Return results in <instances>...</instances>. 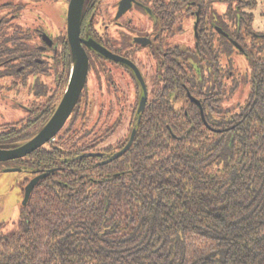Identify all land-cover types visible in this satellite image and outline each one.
<instances>
[{"label":"trees","instance_id":"trees-1","mask_svg":"<svg viewBox=\"0 0 264 264\" xmlns=\"http://www.w3.org/2000/svg\"><path fill=\"white\" fill-rule=\"evenodd\" d=\"M251 22L248 14L233 37L248 67L237 71L232 58L229 90L215 68L184 81L203 99V119L169 94L113 144L105 140L118 125L96 131L71 121L17 161L23 172L49 174L21 204L16 230L0 231V264H264V44L250 46ZM225 91L235 100L225 104ZM31 127L4 128L0 148L23 143L14 140ZM134 128L130 147L106 162Z\"/></svg>","mask_w":264,"mask_h":264},{"label":"flooded vegetation","instance_id":"flooded-vegetation-1","mask_svg":"<svg viewBox=\"0 0 264 264\" xmlns=\"http://www.w3.org/2000/svg\"><path fill=\"white\" fill-rule=\"evenodd\" d=\"M105 1H83L78 37L87 57V72L63 128L71 121L96 131L116 124L118 126L112 136L124 123L126 116L123 111L128 110L126 126L129 129L135 116L140 115L147 105L167 103L169 94H172L170 101L176 107L186 109L194 104L202 109L203 99L190 93L184 84L185 79L197 84L201 76L206 78L210 71L216 69L219 82L224 83L225 90L230 89L232 58L235 55L247 56L243 46L233 37L245 31L248 14L252 16L251 30L255 39L264 41V30L253 27L256 15L263 18L259 20L260 24L264 21V0H112L102 16L100 9ZM66 2L59 31L54 35L41 25L42 21L39 23L34 19L32 10L26 6L31 4L30 1L0 0V104L7 108L20 106L26 112L24 117L11 122L0 120V134L6 127L15 126L21 130L32 126L27 132L29 138L14 142H26L39 133L68 91L75 63L68 39L71 0ZM252 40L246 36L245 44ZM89 41L118 60L95 51L86 44ZM234 42L243 49L242 52ZM201 43L202 49L199 47ZM232 46L239 53L233 52ZM236 70L239 71L238 68ZM241 79L243 84L245 75ZM94 84L97 89L91 91ZM144 90V107L137 112ZM182 93L185 98H182ZM227 94L226 91L223 94L225 104L230 101V94ZM48 104L54 110L43 121L39 118L41 110ZM94 105H97V112L92 114ZM120 108L122 112L112 119L108 113L102 112L119 111ZM128 129L121 139L127 137ZM33 152L19 159L0 162V165L14 162V168L23 172L16 162L28 159ZM43 173L48 175L49 171L27 173L24 187L28 179Z\"/></svg>","mask_w":264,"mask_h":264},{"label":"rangeland","instance_id":"rangeland-1","mask_svg":"<svg viewBox=\"0 0 264 264\" xmlns=\"http://www.w3.org/2000/svg\"><path fill=\"white\" fill-rule=\"evenodd\" d=\"M22 2H31V4L26 5L32 10V14L34 15V19L38 20L41 25L45 27V29L51 34L56 35L59 31L61 20L63 19L64 11L67 8L66 0H17ZM112 0H106L101 6V15L107 8L109 3ZM26 10L24 11V13ZM103 16V15H102ZM106 20V18L104 17ZM263 20L259 15L255 16L253 21V27L256 30L263 29L264 30V21L260 24L259 20ZM264 43L261 39H255L253 45L259 46ZM254 51V49H253ZM141 57H144L143 53H140ZM234 66H236L239 72L245 70L247 67V59L243 55H235L234 56ZM245 72V71H244ZM91 80H94L93 77ZM242 80V79H241ZM241 84V83H240ZM243 84H241L242 86ZM97 87L91 85V91H96ZM26 94V93H25ZM11 95V94H8ZM238 98H242L241 94L238 93ZM16 96V95H15ZM236 97V96H235ZM230 99L231 101L235 100ZM132 100V96H131ZM95 104V101H94ZM6 105L0 104V111H2L0 120L2 122H11L13 119L22 118L26 115V112L20 106L15 108H7ZM97 105H94V110L92 114L96 113L95 109ZM7 108V109H6ZM103 114L108 113L110 115V119L116 118L119 112H122V108L119 111H102ZM125 116L124 123L118 127L116 132L112 134V136L108 137L105 141V144H113L117 140L123 138V136L127 133L128 127L127 125V116L128 110L123 111ZM12 115V116H11ZM0 121V122H1ZM14 168V162L2 163L0 165V231L4 234L12 233L17 228V223L19 220V211L20 206L23 200V188H24V178L28 177V174L21 171L14 172H6L5 169Z\"/></svg>","mask_w":264,"mask_h":264},{"label":"water","instance_id":"water-1","mask_svg":"<svg viewBox=\"0 0 264 264\" xmlns=\"http://www.w3.org/2000/svg\"><path fill=\"white\" fill-rule=\"evenodd\" d=\"M83 1L84 0H71L68 10V39L71 47V52L73 55V61L75 63V69L73 72L71 82L68 86V91L64 94L55 112L50 117L48 122L43 126V128L39 131V133H37L30 140L23 142L14 148L11 149L0 148V162L22 158L27 154L33 152L37 148L42 147L63 128L66 120L68 119L73 109V106L75 105L78 99L87 72V64H88L87 57L83 48L80 45V40L78 37L79 20H80ZM86 44L92 47L95 51L105 55V57H108L112 60H118L117 57L109 55L104 50L99 48L94 42L89 41ZM233 44L236 46L238 50H240L241 52L243 51V49L238 44H236L235 42ZM136 74L143 86V81L138 71H136ZM145 97L146 94L144 90V95L141 99L137 112H140L143 109L145 103ZM200 113L203 119V113L201 108H200ZM134 134H135V128L132 130L130 138L126 143V145L121 150L114 153L106 162L112 161L120 157L130 147L133 141ZM4 171L14 172V171H20V169L10 168V169H5ZM46 175L47 173L39 174L28 181V183L24 187L23 200L21 203L22 205H24L28 201L30 193L34 189L35 185Z\"/></svg>","mask_w":264,"mask_h":264}]
</instances>
